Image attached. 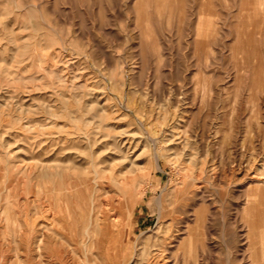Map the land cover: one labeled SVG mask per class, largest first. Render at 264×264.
Listing matches in <instances>:
<instances>
[{
    "label": "rangeland",
    "instance_id": "374dc122",
    "mask_svg": "<svg viewBox=\"0 0 264 264\" xmlns=\"http://www.w3.org/2000/svg\"><path fill=\"white\" fill-rule=\"evenodd\" d=\"M263 198L264 0H0V264H264Z\"/></svg>",
    "mask_w": 264,
    "mask_h": 264
},
{
    "label": "bare ground",
    "instance_id": "6f19581e",
    "mask_svg": "<svg viewBox=\"0 0 264 264\" xmlns=\"http://www.w3.org/2000/svg\"><path fill=\"white\" fill-rule=\"evenodd\" d=\"M249 5V4H248ZM252 5V4H251ZM200 12V11H199ZM200 21V20H199ZM240 35V34H239ZM16 54H17V52H16ZM237 63V62H236ZM45 66V65H44ZM247 68V67H246ZM70 69V68H69ZM245 70V69H244ZM243 70V71H244ZM239 72V71H238ZM76 73V72H75ZM256 73V72H255ZM62 74V73H61ZM258 76V75H257ZM260 81V80H259ZM259 84V83H258ZM211 89V88H210ZM208 90V89H207ZM95 177V176H94ZM189 177V176H188ZM191 177V176H190ZM192 178V177H191ZM185 179H187L186 177H185ZM193 181V180H192ZM123 183V182H122ZM183 185H185V183H186V181L185 180H183L182 182H181ZM256 183V182H255ZM96 184V183H95ZM131 184V183H130ZM259 184V183H258ZM125 186H127L126 185V183L124 184ZM179 185V184H178ZM195 185V184H194ZM123 186V185H122ZM252 186V185H251ZM61 187V186H60ZM99 187V186H98ZM128 187V186H127ZM127 187H126V190H127ZM179 188V187H178ZM69 189V188H68ZM94 189V188H93ZM103 189V188H102ZM124 189V188H123ZM183 189V188H182ZM104 190V189H103ZM125 190V189H124ZM129 190V192L131 193V191H130V189H128ZM96 191V190H95ZM105 191H106V189H105ZM248 191H250V190H248ZM254 191V190H253ZM127 192V191H126ZM203 192V191H202ZM259 192V191H258ZM58 193V192H57ZM93 193V192H92ZM107 193V192H106ZM185 193V192H184ZM250 193V192H249ZM61 195H62V193H61ZM128 195V194H127ZM201 195V194H200ZM247 195V194H246ZM252 195V194H251ZM84 196H86V195H84ZM110 196V195H109ZM132 196V195H131ZM174 196V195H173ZM250 196V194L247 196V198H246V202H247V207L245 208L246 209V211L248 212V213H250V214H252L254 217H258L259 215L258 214H256L255 212H253V208L255 207L254 206V204H253V199H254V196L253 197H249ZM133 197V196H132ZM58 198V197H57ZM190 198V197H189ZM95 199V198H94ZM120 199V198H119ZM128 199V198H127ZM37 200H39V199H37ZM36 200V201H37ZM106 200V199H105ZM129 200V199H128ZM131 200V199H130ZM88 201V200H87ZM102 201V200H101ZM118 202H120V200H117ZM28 202V201H27ZM94 202H95V200H94ZM112 202H113V200H112ZM130 202V201H129ZM183 202V201H182ZM257 202V201H256ZM263 202H264V198H263ZM90 203V202H89ZM105 203V202H104ZM122 202H120V204H121ZM103 204V203H102ZM112 204V203H111ZM91 205V204H90ZM103 205H105V204H103ZM110 205V204H109ZM109 205H108V207H109ZM118 205V204H117ZM130 205V204H129ZM161 205V204H160ZM184 205V204H183ZM258 205V204H257ZM102 205H100V207H101ZM107 206V205H106ZM122 206V205H121ZM182 206V205H181ZM260 206V205H259ZM58 207V206H57ZM129 207V206H128ZM163 207V206H162ZM184 207V206H183ZM202 207V206H201ZM47 208V207H46ZM56 208V207H55ZM91 208V207H90ZM117 208V207H116ZM164 208V207H163ZM176 208V207H175ZM49 209H50V206H49ZM92 209V208H91ZM90 209V210H91ZM108 210H109V208H107ZM113 209V208H112ZM118 209V208H117ZM171 209H173V207L171 208ZM192 209V208H191ZM46 210H48V208L46 209ZM100 210V209H99ZM114 210V209H113ZM113 210L111 211V212H109L108 213V211L106 212V211H100V213L99 212H97V213H95L94 215H91L90 216V212H89V216H88V218L90 219V218H92V219H94V221H95V224H98V223H100V222H103V226H102V235L100 234V233H98L99 234V236L98 235H95V231L94 230H92L91 231V233H88V229H85L84 230V233H87V235H85V237L83 238V240H86L87 241V244L89 245V246H91V245H93L94 246V249L95 250H99V246H100V240L102 239V238H100V237H106L107 235L111 238L112 236V234L114 233V230H117V232L119 233L120 232V229H122V227H123V224H121L120 223V221H119V219H117V217H119V216H117L116 217V215H115V213L113 212ZM52 211V210H51ZM51 211H50V213H51ZM58 211V210H57ZM115 211V210H114ZM121 211V210H120ZM122 211H124V210H122ZM176 211V210H175ZM181 211V210H180ZM54 212V211H53ZM183 212V211H182ZM189 212V211H188ZM29 213V212H28ZM98 213H99V215H98ZM122 213V212H121ZM121 213L119 212V214L121 215ZM45 214V213H44ZM57 214V213H56ZM63 214V213H62ZM117 214V213H116ZM128 214V213H127ZM246 214V213H245ZM55 215V214H54ZM53 215V216H54ZM178 215V214H177ZM187 215V214H186ZM258 215V216H257ZM243 216H244V214H243ZM47 217H49V216H47ZM50 217H52V216H50ZM107 217H109V219H110V222H107L106 221V219H107ZM191 217H192V215H191ZM244 217H246V216H244ZM44 218V217H43ZM42 218V219H43ZM46 218V217H45ZM84 218V217H83ZM189 218V217H188ZM204 218V217H203ZM258 218H260V217H258ZM53 219H54V217H53ZM55 219H57V217L55 218ZM87 219V218H86ZM123 219V218H122ZM177 219H178V217H177ZM191 219V218H190ZM206 219H208V218H206ZM48 221H49V219H47ZM68 220V219H67ZM82 220V219H81ZM197 217L195 218V224H193V225H190V224H188V221H187V223H184L185 224V227H184V230L183 231H185L184 233H185V238H184V236H183V239H182V241H181V244H180V246L182 245V247H184L185 249L187 248V247H196V245H197V237H198V234H199V231H198V229H197V225H198V223H196L197 221ZM260 220V219H259ZM46 221V220H45ZM53 221V220H52ZM55 221V220H54ZM100 221V222H99ZM30 222V221H29ZM172 222H173V217H170L169 218V221H168V226H167V229H170V225H174V224H172ZM260 222V221H259ZM39 223V222H38ZM41 223V222H40ZM44 223V222H43ZM43 223H41V224H39V225H42ZM88 223H89V221H88ZM88 223H86V224H88ZM92 223V222H91ZM204 223V222H203ZM77 224V223H76ZM166 224V223H165ZM207 224V223H206ZM37 225V224H36ZM44 225H48V224H44ZM52 225V224H51ZM65 226V225H64ZM67 226H68V224H67ZM264 226V225H263ZM262 226V227H263ZM45 227V226H44ZM95 227V226H94ZM114 227H116V229H114ZM163 227H164V225H163ZM166 227V226H165ZM43 228V227H42ZM49 228V227H48ZM86 228V227H85ZM52 229V228H51ZM84 229V228H83ZM205 229V228H204ZM46 230H47V228H46ZM45 230V228L44 229H42L41 230V232L38 234L40 237V239L39 240H36V247H35V250L36 249H40V247H41V245H40V242L42 241V240H48V236H49V234H50V231H46ZM90 230V229H89ZM55 231V230H54ZM157 231V230H156ZM176 231V230H175ZM180 231V230H179ZM19 232H21V229H19ZM22 232H24V231H22ZM21 232V233H22ZM51 232H53V231H51ZM170 232V231H169ZM57 233H59V232H57ZM152 233V232H151ZM154 233V232H153ZM176 233V232H175ZM26 234V233H25ZM52 234H54V233H52ZM52 234H50V237L51 236H53ZM90 234H91V236H90ZM149 235H151L150 234V232L148 233ZM157 233H155V235H156ZM262 237H263V240H264V231H262ZM23 235V234H22ZM56 235V234H55ZM101 235V236H100ZM124 235V234H123ZM158 235V234H157ZM182 235V234H181ZM257 235V234H256ZM58 236H60V235H58ZM58 236H55V237H58ZM152 236V235H151ZM163 236V235H162ZM175 236V235H174ZM177 236V235H176ZM24 237V236H23ZM153 237H154V235H153ZM152 237V238H153ZM60 238V237H59ZM63 238V237H62ZM82 238V237H81ZM156 238H158V237H156ZM160 238V237H159ZM169 238V237H168ZM176 238V237H175ZM252 238V237H251ZM255 238H256V236H255ZM49 239H51V238H49ZM67 239V238H66ZM124 239V238H123ZM161 239L162 240H156L155 241V238H154V241L155 242H153L152 244H150V246L148 245H145L143 248H142V252H144V253H147V254H151L152 253V251L155 253V252H157V251H160V250H163V249H165L166 250V248H168V247H165V243L163 242L164 240H163V238L161 237ZM171 239H174V238H171ZM246 239H248L247 237H246ZM59 240V239H58ZM146 240V239H145ZM179 240V239H178ZM250 240H252V239H250ZM142 241V240H141ZM171 241V240H170ZM80 242V240L78 241V243ZM177 242V241H176ZM48 243H50V242H48ZM170 243V242H169ZM51 244V243H50ZM49 244V245H50ZM102 244V243H101ZM106 244V243H105ZM175 244V243H174ZM47 245V244H46ZM54 245V244H53ZM168 245V244H167ZM173 245V244H172ZM55 246V245H54ZM53 246V247H54ZM141 246V245H140ZM177 246V245H176ZM179 246V247H180ZM44 247H49V246H44ZM44 247H43V249H44ZM87 247V246H86ZM108 247V246H107ZM170 247V246H169ZM50 248V247H49ZM74 248H76V247H74ZM80 248V247H79ZM82 248V247H81ZM80 248V249H81ZM85 248V247H84ZM89 248V247H88ZM141 248V247H140ZM43 249H42V252H43ZM46 249V248H45ZM87 249V248H86ZM85 249V250H86ZM49 250V249H48ZM47 250V251H48ZM85 250H83L84 252H85ZM164 250V251H165ZM179 250V249H178ZM36 251H40V250H36ZM45 251V250H44ZM141 251V250H140ZM187 251V250H186ZM41 252V251H40ZM39 252V253H40ZM42 252H41V254H42ZM63 252V251H62ZM65 252V251H64ZM84 252H83V254H84ZM171 252V251H170ZM47 253V252H46ZM46 253H44V254H46ZM66 253V252H65ZM91 253V252H90ZM109 253V252H108ZM30 254V253H29ZM59 254V253H58ZM76 254V253H75ZM74 254V255H75ZM82 254V253H81ZM93 254V253H92ZM96 254V253H95ZM94 254V255H95ZM112 254V253H111ZM142 255V254H141ZM148 255V256H149ZM162 255V254H161ZM51 256V255H50ZM63 256V255H62ZM86 256V255H85ZM96 256V255H95ZM182 256V255H181ZM97 257V256H96ZM99 257V256H98ZM151 257H153V256H151ZM157 257V256H156ZM155 257V258H156ZM178 257H180L179 255H178ZM75 258V257H74ZM93 258V257H92ZM153 259V260H151V258L150 259H148L149 261H147V263L146 264H158V260L160 259ZM158 258V257H157ZM165 258V257H164ZM169 258V257H168ZM192 258V257H191ZM51 259V258H50ZM64 259V258H63ZM66 259V258H65ZM76 259V258H75ZM74 259V260H75ZM94 259V258H93ZM100 259H102L101 257H100ZM81 260V259H80ZM99 260V259H98ZM103 260V259H102ZM108 260V259H107ZM163 260V259H162ZM175 260V259H174ZM21 261V260H20ZM62 261V260H61ZM84 261V260H83ZM83 261H81V262H83ZM92 261V260H91ZM94 261V260H93ZM141 261H143V260H141ZM78 261H76V263H77ZM140 262V261H139ZM178 262V261H177ZM21 263V262H20ZM93 263V262H92ZM95 263V262H94ZM113 263V262H112ZM137 263V262H136ZM135 263V264H136ZM143 263H144V261H143ZM142 263V264H143ZM261 263V262H260ZM14 264H17V263H14ZM61 264V263H60ZM65 264V263H64ZM85 264H87L86 262H85ZM101 264V263H100ZM171 264H176V261H173Z\"/></svg>",
    "mask_w": 264,
    "mask_h": 264
}]
</instances>
